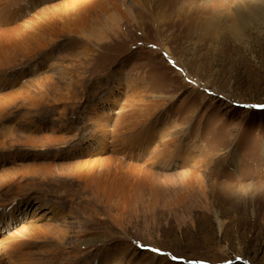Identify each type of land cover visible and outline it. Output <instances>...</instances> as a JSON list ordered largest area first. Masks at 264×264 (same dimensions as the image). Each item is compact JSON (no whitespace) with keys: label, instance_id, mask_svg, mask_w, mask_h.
<instances>
[{"label":"rangeland","instance_id":"1","mask_svg":"<svg viewBox=\"0 0 264 264\" xmlns=\"http://www.w3.org/2000/svg\"><path fill=\"white\" fill-rule=\"evenodd\" d=\"M83 1L0 0V46L37 22L60 29L37 54L0 62V263L27 253L43 263L53 249L72 264H264V0H94L75 11ZM54 7L90 19L66 32ZM238 19L248 27L237 37L224 24ZM95 160L129 165L141 193L107 202V165ZM61 227V245L23 240Z\"/></svg>","mask_w":264,"mask_h":264},{"label":"bare ground","instance_id":"2","mask_svg":"<svg viewBox=\"0 0 264 264\" xmlns=\"http://www.w3.org/2000/svg\"><path fill=\"white\" fill-rule=\"evenodd\" d=\"M94 5V0H84L81 4H80V7H78V8H74V10L75 11H78V10H80L81 8L82 9H84L85 7V9H90L88 6H93ZM80 8V9H79ZM89 11V10H88ZM57 13L56 14V16H55V18H61V19H63V24L62 25H60V27H61V29L62 30H64V31H66V32H71L72 30H75V29H81V30H83L84 28H85V26H83V25H80L78 22L79 21H81V22H87L90 18H87V19H81V20H78V19H80L81 18V16H82V18L84 17V15H85V13L83 12V10H82V12L84 13V15H83V13H82V15L80 16V17H78V18H75L74 20H72V18L73 17H71L69 14H68V10H66V9H64V8H59V7H54V8H50L49 9V13ZM126 12H130V10H127ZM44 14V13H43ZM42 14V15H43ZM131 15H132V13H131ZM53 17V16H52ZM40 18H42V17H40ZM92 18V17H91ZM234 18V17H233ZM53 19V18H52ZM242 19V18H241ZM241 19H238L236 22L234 21V20H232V21H230V22H227V23H225L224 25L226 26V27H228L230 30H231V32L232 33H234V35L233 36H235V33H237L236 35H237V37H238V35H240L243 31H244V29L246 28V27H248V25L247 24H245V27L244 28H242V26H241V22H243V20H241ZM87 20V21H86ZM234 21V22H233ZM245 21V20H244ZM213 24H217L218 23V21L215 19V22L213 21L212 22ZM54 24L55 25H57L56 24V22L54 21ZM202 25L203 26H206L207 24L206 23H203V24H201L200 25V27H202ZM54 26V25H53ZM52 25L50 26L49 24L47 25H45L43 22H37V24L36 25H34L32 28H25V29H22V28H17V30H21V31H23L24 33H23V35H13L12 37L9 35V39H7V41L6 42H4L3 44H2V46H0V62L1 63H11L13 60H15L17 57V52H15L14 53V51L13 50H16L17 51V49H21L20 51L18 50V52L19 53H25V51H27L29 48H30V53H33V54H37V52H38V50L39 51H41L43 48H46V47H49V44H45L44 43V41H43V39H42V37L43 36H45V35H47V36H49V37H53V38H58L59 37V34H60V29L58 28V29H55L56 27H53ZM214 26V25H213ZM214 28V27H213ZM48 30V33H46V31ZM4 32V31H3ZM2 33V32H1ZM18 33V32H17ZM20 34H22L21 32H20ZM236 38V37H235ZM20 44H27L24 48H17L18 46H20ZM36 44H38L37 46H36ZM8 49H10V51L8 52ZM28 52V51H27ZM19 55V54H18ZM25 55H27L26 53H25ZM24 56V55H23ZM16 57V58H15ZM15 58V59H14ZM1 59H4V60H1ZM79 65H76V67H73V70H72V74H76V72H77V67H78ZM73 85H71L70 87H69V89H68V91L70 92L71 91V87H72ZM74 88V87H73ZM76 89V88H75ZM72 91H73V89H72ZM83 91V90H82ZM140 100V99H139ZM150 106V105H149ZM152 106V105H151ZM100 117V116H99ZM97 118L96 120H95V124H94V127H103V120H101V118ZM94 123V122H93ZM150 129V128H149ZM149 129H147V130H149ZM144 132V131H143ZM147 132V136L151 133L150 131H146ZM150 132V133H149ZM90 136H88L87 137V142L88 143H90V141L88 140V138H91V142H93V138H99L100 136H98L97 135V133L96 132H92L91 134H89ZM139 135V134H138ZM143 135H145V134H143ZM98 136V137H97ZM140 136V135H139ZM144 137V136H143ZM137 141H142V139H139V137L137 136ZM95 140H97V139H95ZM101 140H102V142H96V143H103V144H106V141H104L103 142V140H105V135L104 136H101ZM103 144L101 145V146H103ZM89 152V151H88ZM91 154H92V152H90ZM167 153V152H166ZM166 153H164V154H159V156L161 157V158H166L165 156H166ZM95 161H99V160H95ZM123 162V161H122ZM155 162H156V164H158L159 162H158V159H153L152 161H151V165L152 166H154V164H155ZM115 163V165H108L109 163L108 162H105L104 160H100L99 162H98V165H107V174H106V183H105V186H104V194H105V196H106V200H107V202H113V203H115L116 202V204H113V205H117V201H118V205L119 206H122L123 205V203H126V202H129L131 199H130V192L131 193H133V191H134V193H137V194H140L141 193V191H140V186H141V183H143V182H138V183H134V182H132L131 181V178L129 177V176H126L125 174H127V173H129V174H131L132 173V168H129L127 165H124L123 163H121V162H119V160L118 161H115L114 162ZM40 165V164H39ZM43 166L45 165V164H42ZM42 165H40V166H42ZM47 165V164H46ZM45 165V166H46ZM42 166V167H43ZM53 166V165H52ZM55 166V165H54ZM35 168V167H34ZM37 168V167H36ZM54 168H56V166L55 167H53V169ZM72 168V167H71ZM70 168V169H71ZM17 169V168H16ZM31 169V168H30ZM52 168H45L43 171H44V173L45 174H48L50 171H52L53 170ZM61 169V168H60ZM70 171H72L71 173H70V175L72 176V177H76V178H81L80 177V171H78V170H75V168L73 169V170H70ZM55 172H57V170H55ZM44 173H43V175H44ZM69 173V172H68ZM54 174V173H53ZM65 174V173H64ZM181 174V173H180ZM183 175L185 174L186 175V173H182ZM15 175H17V173H15ZM15 175H13V176H15ZM19 175V174H18ZM190 175H193V174H191L190 173ZM166 177V176H165ZM179 177V176H178ZM189 177H191V176H189ZM189 177H182L181 178V180H180V184H181V186L182 187H187L188 185H190L191 183H192V179L191 178H189ZM161 179V178H160ZM9 180V179H8ZM8 180H7V178H5L4 180H3V182H2V186L6 183V182H8ZM78 180V179H77ZM166 180V179H165ZM167 181V180H166ZM12 182V181H11ZM172 183V181H170L169 180V184H171ZM178 183V182H177ZM198 184V183H197ZM19 185V184H18ZM149 185V184H148ZM147 185V186H148ZM155 185V184H154ZM153 184H150L149 185V191H150V194H151V196L153 197V198H155V200H153V202L154 201H158V200H160L161 198H162V196L159 198V194H158V188L156 189L155 188V186H154ZM178 185V184H177ZM1 186V187H2ZM20 186V185H19ZM146 186V185H145ZM160 186V185H159ZM158 186V187H159ZM172 186V185H171ZM16 187H17V185H16ZM142 187V186H141ZM161 187H162V190L164 191L163 193H166V194H164L163 195V199L164 198H167L168 197V193H170L169 191H168V189H167V185H166V182L165 181H162V183H161ZM174 187V186H173ZM176 188V187H175ZM18 189V188H17ZM22 188H20V189H18V190H21ZM168 193H167V192ZM161 192V191H160ZM162 193V194H163ZM130 196V197H129ZM135 196V195H134ZM157 197V198H156ZM34 199H36V198H34ZM150 199V198H149ZM163 199H161V200H163ZM20 200V199H19ZM24 200H25V202H24V206H28L29 205V201H31V199H29V198H24ZM133 200V199H132ZM166 200V199H165ZM21 202H22V200H21ZM131 203V202H130ZM112 204V203H111ZM156 204V203H155ZM13 207V206H12ZM14 207H15V205H14ZM123 207H125V206H123ZM126 208V207H125ZM11 210H21L19 207L18 208H16V209H12L11 208ZM22 211V210H21ZM10 212V211H9ZM60 213V212H59ZM9 215V214H8ZM3 218V217H2ZM79 224V223H78ZM65 225V224H64ZM45 228V227H44ZM42 229V228H33V230L30 232V234L28 235V238H25V239H23V240H25V242H27V245H28V247L30 246V244H33L34 242H37L38 241V243L39 244H41V245H39L37 248L38 249H41L43 246L44 247H47V246H49V245H52V244H54V245H61V243H60V241L62 240V238L60 239V235H64V230L62 229V227L60 228V230L59 229H56L55 230V234H53L52 235V237H49L50 239H48L47 240V238H48V233H46V231L47 230H45V229ZM49 229V228H48ZM53 229V228H52ZM66 229V228H65ZM54 230V229H53ZM49 232V231H48ZM51 232H52V230H51ZM54 232V231H53ZM50 233V232H49ZM23 240H21V242H19L18 244L20 245H23L24 244V241ZM66 241V240H65ZM48 242H49V244H48ZM37 243V244H38ZM64 243V242H63ZM62 243V244H63ZM17 244V245H18ZM26 245V246H27ZM26 246H24V247H26ZM60 249V248H59ZM58 249V250H59ZM27 250H28V248H27ZM44 250H45V248H44ZM53 249H50V250H48L49 252H47V250H45L46 251V253H47V256L49 257V259H48V257L46 258V259H44L45 260V262H46V264L48 263V264H50L49 263V261L51 262V264H72V261H69V259H67V260H64L63 262H60L61 261V256H62V254H60V253H58V252H56V251H52ZM60 251V250H59ZM35 252V251H34ZM33 252V253H34ZM41 252L43 253V250H41ZM32 253V252H31ZM32 253V254H33ZM41 253H40V251H38V253L36 252L35 254H34V256L33 257H35L36 255H40ZM26 255H30V253H27V254H25L24 256H23V260L22 259H20V260H22L21 261V264H45V262H43V263H41L42 261H40V260H37V261H35V259L34 260H30V259H28L27 257H26ZM46 255V254H45ZM19 256H21V255H19ZM68 257V256H67ZM66 257V258H67ZM72 257V256H71ZM1 258V257H0ZM32 258V257H31ZM65 258V259H66ZM74 258V257H73ZM72 258V259H73ZM38 262V263H37ZM1 264V263H0ZM5 264V263H4Z\"/></svg>","mask_w":264,"mask_h":264}]
</instances>
